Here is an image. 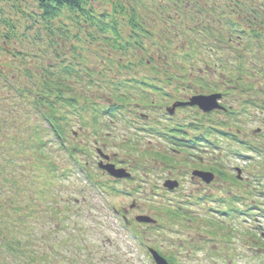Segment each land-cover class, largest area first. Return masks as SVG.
<instances>
[{"label":"trees","instance_id":"obj_1","mask_svg":"<svg viewBox=\"0 0 264 264\" xmlns=\"http://www.w3.org/2000/svg\"><path fill=\"white\" fill-rule=\"evenodd\" d=\"M0 1H13L18 14L13 18L0 10V264H49L47 252L61 253L47 234H69L66 212L74 218L75 209L58 207L60 216L41 213L40 204L45 210L43 200L53 196L73 201L49 189L44 178L74 174L79 144L69 128L79 112L100 124L102 115L118 107L139 110V104L151 110L153 93L164 103L220 91L255 99L264 111V0H36L37 9L26 8L24 0ZM220 122L229 126L233 119ZM128 146L139 148L134 142ZM29 153L28 166L23 156ZM19 177L41 183L43 200L20 199ZM255 192L248 187L233 196L227 213L261 215L262 202L237 206ZM35 201L38 207L27 205L28 212H22L19 204ZM173 209L170 215L179 217ZM39 221L49 225L47 233ZM258 238L264 245L262 232ZM85 239L77 235L70 241L77 250L85 247V262L92 263L95 256ZM100 257L105 263L109 252ZM170 261L175 264V257Z\"/></svg>","mask_w":264,"mask_h":264},{"label":"rangeland","instance_id":"obj_2","mask_svg":"<svg viewBox=\"0 0 264 264\" xmlns=\"http://www.w3.org/2000/svg\"><path fill=\"white\" fill-rule=\"evenodd\" d=\"M12 4L13 1H0V10L2 9L14 18L15 16L12 15L17 13L12 9ZM23 4L28 9H34L36 8L37 2L36 0H24ZM203 65L204 64L201 63L199 64V67ZM237 125L240 126L242 135H245L248 138H255L256 133H254V130L258 127L257 125L261 126L260 124L255 125L246 121L243 124L238 123ZM233 129L236 130L238 128L234 127ZM69 131L71 133L73 131H78L75 124L69 128ZM78 139L77 135L74 136L75 141H79ZM261 141L263 142V140ZM114 150V148L110 149V151ZM36 156L37 158H42L41 155L37 154ZM31 157V153L23 156V160L26 164H28V166L33 161ZM143 159L147 161L144 157ZM232 160L233 161L231 162L230 160L227 162L224 170L228 176L231 175L233 177V166L241 167L245 170V162H242L239 158H233ZM258 169L259 166L257 167V170ZM248 171L249 170H247V168L243 171L244 180H249L248 177L251 178ZM94 172L97 171L95 170ZM78 177L80 176L74 175L70 176L69 179L56 180L47 177L44 178L46 182L50 184L47 185L50 187L49 189H53L57 194H62L66 197L68 196L66 199L73 197L72 202L69 200H65V202L59 201L57 198L60 199V197L56 196L49 197L46 201H44L42 199V195L38 193V191L42 188L41 183H31L27 177L18 178V180H21V188H17V196H19L20 199L24 196L35 197L38 198V200L41 198L46 207L45 210H43L39 201H35L34 204H19L22 212H28L29 208L27 205H34L38 207V204H40L41 213L50 212L60 214L57 210L58 207V209L62 211L67 208L74 207L73 209H75L76 212L78 210L81 212V216H79V218L75 216L73 218L71 211L66 212L67 219L64 221L65 224L69 225V234L58 233L55 235L54 232L47 234L50 242L53 240L57 246L61 247V253L56 256L51 255L50 252L46 253L48 258L52 259L49 264H58V262L73 264V261H77L79 259L81 264H153L148 254H144L145 248H143L144 246H149L150 244L158 246V248L166 256H174L177 264H258L259 262V259L253 260L252 258H249L247 247L254 242L251 232H260L261 230L264 231V214L257 217V229L254 227L255 220L252 222L244 221L242 217L239 219H236L235 217L233 221L228 220L225 216H221L219 213L210 210V208L219 209L220 206H222L219 204V202L222 203L219 200V197L226 196V193H222L221 190L217 191V188H214V190L203 189L202 192L210 193L204 195L205 198H208L207 202H198V197H200L201 194H197V189L193 188L189 182L185 183L184 181L183 183H185V185L182 193H170L167 195L157 194V205L149 203L146 204V201H143V210L133 211L130 210V204L132 202V198L130 196H125L122 193L116 192L115 194H107L103 191L106 189V186L99 185L104 193L90 185L85 187L83 186L84 191L82 190V192L77 191L78 189H75L77 186L81 188L83 184H86L85 182L80 181ZM102 182L105 183L106 181ZM257 183L258 182H256V184ZM29 186L33 189L31 192H29L31 188L25 190V188ZM258 187L259 190L262 191L261 186L259 185ZM251 188L256 192L250 198V202L255 203L256 201L254 200L258 198V200L263 201L262 203H264V200H262L264 199V195L257 192L254 184ZM244 190L246 189H243V187L240 188V191ZM15 192L12 194L15 195ZM188 195H193L194 197L191 200H186ZM76 198L80 201L79 203L74 200ZM175 198L180 199V204L182 205L186 202L184 204H187L186 207H188V212L193 218L190 221L183 220L182 223H177L174 227H168L167 223H165L168 222L167 216L164 215L163 209L161 210V213H158L157 207H161L162 205L176 207ZM211 198L216 199V201H212ZM112 205L125 213L123 215L128 216L129 220L132 221L131 224H133V226L131 224L130 225L133 232L136 233V230L141 231L142 235H144L146 239V243L144 245L126 232L123 228L122 221L112 210ZM30 212L32 213L34 211L30 210ZM142 213L150 214L159 218V220L162 221L161 223L163 227L160 226L158 228H152L146 225L139 226L134 223V221L136 222V215ZM60 216L62 215L60 214ZM33 217L34 214L31 216V221H33ZM246 220L248 219L246 218ZM43 221H45L44 217ZM43 221L38 222L40 225L39 229H43V232L47 233L49 231V225H43L41 223ZM35 223H37V220ZM232 227H234L235 230L233 231V235H231L230 239V233H228L227 230ZM210 230L213 231L210 232ZM77 235L84 236L87 244L89 242L90 247L88 249L93 250L92 255L95 256L92 263L85 262L86 257L89 254L85 247L81 246L79 250H74V248L73 250L68 249V247L74 246V242H71L70 240H72L73 237L76 238ZM108 252L109 254L111 252L115 253V257L109 256L105 263H101L99 260V258H101L100 256L104 254L107 255ZM260 254L264 258V247L261 248Z\"/></svg>","mask_w":264,"mask_h":264},{"label":"water","instance_id":"obj_3","mask_svg":"<svg viewBox=\"0 0 264 264\" xmlns=\"http://www.w3.org/2000/svg\"><path fill=\"white\" fill-rule=\"evenodd\" d=\"M192 103L200 105L206 111H209L215 107H218L216 95H213V96H196L192 99ZM106 168H108V170L116 176H123L124 175L123 170L116 169V168H114L113 165H109V166L106 165ZM138 219L142 220V221H150L151 220V218L147 217V216H139ZM154 254H155L156 260L158 261L159 264H168L164 258L157 255V253H154Z\"/></svg>","mask_w":264,"mask_h":264},{"label":"flooded vegetation","instance_id":"obj_4","mask_svg":"<svg viewBox=\"0 0 264 264\" xmlns=\"http://www.w3.org/2000/svg\"><path fill=\"white\" fill-rule=\"evenodd\" d=\"M203 126V125H202ZM201 126H197V129H199ZM188 133H189V135H196L195 134V131H194V129H189L188 130ZM201 134H203V133H201ZM199 135L198 137H196V138H192L191 139V142L192 143H194L195 142V144L197 145V144H203L204 142H206V141H208L209 139L208 138H206V139H203L202 137L204 136V135ZM197 136V135H196ZM136 142L137 143H141V139H139V138H136ZM194 159H196L197 160V162H195L199 167H203V169L202 170H208L209 169V167H210V165H209V163L207 162V159H205V156H202V155H198V157L197 158H195L194 157ZM123 162V164H120L121 166H125V167H128V168H131V169H134V165L133 164H128L127 163V161H122ZM126 164H127V166H126ZM198 181H199V183L202 185V186H204V183L198 178ZM154 183L157 185V182H155L154 181Z\"/></svg>","mask_w":264,"mask_h":264}]
</instances>
